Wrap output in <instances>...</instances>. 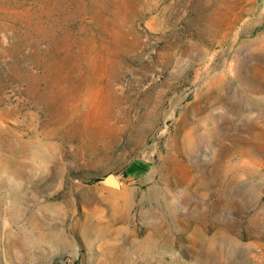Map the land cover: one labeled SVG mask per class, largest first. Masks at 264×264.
<instances>
[{
    "label": "rangeland",
    "instance_id": "rangeland-1",
    "mask_svg": "<svg viewBox=\"0 0 264 264\" xmlns=\"http://www.w3.org/2000/svg\"><path fill=\"white\" fill-rule=\"evenodd\" d=\"M0 264H264V0H0Z\"/></svg>",
    "mask_w": 264,
    "mask_h": 264
},
{
    "label": "water",
    "instance_id": "water-1",
    "mask_svg": "<svg viewBox=\"0 0 264 264\" xmlns=\"http://www.w3.org/2000/svg\"><path fill=\"white\" fill-rule=\"evenodd\" d=\"M101 182L104 185L112 187V188H119V186H120V182H119L118 178L113 173H108L107 175H105L102 178Z\"/></svg>",
    "mask_w": 264,
    "mask_h": 264
}]
</instances>
